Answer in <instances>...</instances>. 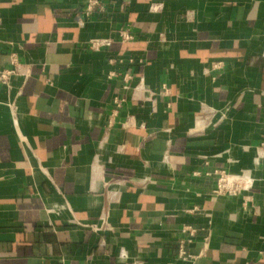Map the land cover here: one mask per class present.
Returning <instances> with one entry per match:
<instances>
[{"label":"crops","instance_id":"obj_1","mask_svg":"<svg viewBox=\"0 0 264 264\" xmlns=\"http://www.w3.org/2000/svg\"><path fill=\"white\" fill-rule=\"evenodd\" d=\"M101 1L0 0V264H264V0Z\"/></svg>","mask_w":264,"mask_h":264},{"label":"built area","instance_id":"obj_2","mask_svg":"<svg viewBox=\"0 0 264 264\" xmlns=\"http://www.w3.org/2000/svg\"><path fill=\"white\" fill-rule=\"evenodd\" d=\"M106 6L102 3L101 0H87L85 14L87 16L93 15L95 12H105ZM80 25L83 26L84 22H80ZM120 41L122 43H132L135 41V35L133 34L130 28H123L117 32ZM115 40L110 37H93L87 43V48L91 51H101V50H109L114 45ZM220 63L216 64V67L220 68ZM115 75L114 72L110 73V77ZM31 76L30 65H25L21 62L20 58L17 54H12L10 56V67L0 70V84L7 88L10 93L13 89V81L16 78H23L26 80ZM142 84V82H141ZM139 90L145 89L143 84L138 88ZM168 89L163 86L161 93L168 94ZM22 95L21 88L18 91V96ZM123 100L115 98L114 105L115 109L112 113L109 127H112L113 121L118 114V110L122 107ZM6 106L10 109L12 118L14 123L17 126V111L18 108L16 104L12 101L6 102ZM259 161L260 158H264V142L261 144V147L258 149ZM214 177H216V188L214 190V194L217 196H238L242 192L249 190L253 185L252 177L247 172H243L240 174H232L225 170H217L214 172ZM104 221V220H103ZM105 225V222H104ZM191 233L193 230L191 228H187ZM121 260H129L130 256L126 250H121L120 252ZM179 258L186 260L188 257L183 249L180 250ZM134 264H143L141 260H135Z\"/></svg>","mask_w":264,"mask_h":264}]
</instances>
